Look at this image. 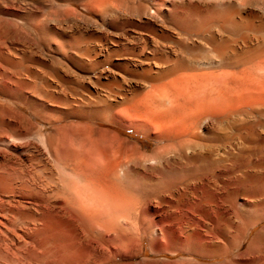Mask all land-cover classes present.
Instances as JSON below:
<instances>
[{
  "label": "rangeland",
  "instance_id": "374dc122",
  "mask_svg": "<svg viewBox=\"0 0 264 264\" xmlns=\"http://www.w3.org/2000/svg\"><path fill=\"white\" fill-rule=\"evenodd\" d=\"M48 1L47 5L45 0H0V18L11 19L18 25L30 23L31 27L36 17L52 29L45 30L42 38L37 32L21 29L0 42V166L4 165L0 175L15 176L12 189L0 186V264H61L68 256V253L58 254L43 262L36 260L38 250L34 244L41 238L37 233L40 224H32L27 215L43 212L54 200L52 195L46 196L49 188L44 185V172L38 169H51L56 185L68 179L75 186L80 181V186L85 184L84 180L56 171L63 165L70 168L72 164L103 173L114 164L139 168L141 161L155 158L154 154L162 153L166 147L158 138L160 131L145 120L144 114L139 117L133 112L126 113L121 104L113 103L117 95L135 86L136 80L124 68L114 67L112 62L142 66V55L154 44L152 29L169 33L173 30L167 16L173 6L171 1L165 4L154 0ZM72 36L80 39V48H88L89 55L83 58L84 67L69 59L75 56V46L65 38ZM112 49L121 54L107 60V53ZM127 50L130 52L122 54ZM3 57L37 72L35 88L16 84L17 73ZM28 79L33 78L28 76ZM103 101H112V106L107 108ZM86 102L91 104L86 105ZM14 134L22 138L11 139ZM7 139L12 141L2 142ZM253 159L261 160L262 164L251 171L243 183L235 185L233 199H225L218 184H213L208 191L190 186L181 193L163 194L156 199L141 195L136 224H129L127 217L122 220L131 230L126 233L135 232L126 250L120 251L119 243L108 242L100 246L103 254L93 252L91 264H264V157L259 154ZM67 168L64 169L69 172ZM94 189L100 195L108 191L103 185H96ZM37 192L45 194L46 198H39ZM107 195L110 196L109 191ZM103 197L106 200H97L96 205L101 216L109 207V203L106 204L109 198L106 194ZM239 203L254 204L255 214L262 219L256 225L243 224L234 213ZM228 219L233 220L236 227L221 225V220ZM112 236L110 232L108 237Z\"/></svg>",
  "mask_w": 264,
  "mask_h": 264
},
{
  "label": "bare ground",
  "instance_id": "6f19581e",
  "mask_svg": "<svg viewBox=\"0 0 264 264\" xmlns=\"http://www.w3.org/2000/svg\"><path fill=\"white\" fill-rule=\"evenodd\" d=\"M93 1L110 3L116 0ZM154 1L157 4L171 1L173 6L167 16L173 30L169 33L167 30L157 32L158 28L152 29L154 44L146 55H142L140 68L112 62L114 67L124 68L136 80L135 86L128 92L123 91L117 95L118 99H112L113 103L121 104L119 106L126 113L133 112L139 117L144 114L145 120L156 131H160L158 138L166 147L162 153L154 154L155 158L139 161V168L114 164L103 173L72 164L70 168L63 165L62 169L56 171L57 174L84 180L85 184L80 186L79 180L75 186L68 179L56 185L51 169H38L40 173L44 172V185L49 188L46 196L52 195L54 198L43 212L27 215L32 224H40L37 233L41 238L34 244L38 250L36 260L39 262L68 253L61 264H91L93 252L100 251L103 254L100 246L108 242L119 243L120 251L126 250L135 232L132 230L131 235L126 233L131 230L122 220L127 217L129 224H136L141 209V195L156 199L163 194L181 193L190 186L208 191L213 184H218L219 189L223 190V197L233 199L235 185L243 183L250 177L251 171L259 169L262 164L261 160L253 158L259 154L264 157V0ZM33 20L34 23L29 27L30 23L18 25L11 19L0 18V42L21 29L29 33L37 32L40 38L44 36L45 30L52 31L40 19L35 17ZM65 40L72 41L75 46V56L69 59L84 67L83 58L89 55L88 48H80V39L77 37ZM119 52L112 49L107 53V60L108 57L121 54ZM129 52L127 50L122 54ZM3 58L17 73L14 79L16 84L28 89L35 88V78H39L37 72L29 69V66ZM28 76L33 79H28ZM104 103L107 108L112 106V101ZM21 138L20 134H14L11 139ZM11 139L2 142L8 143ZM3 166L0 168L4 169ZM220 178L226 180L221 181ZM14 179V174L1 173L0 186L12 189ZM96 185H103L110 192L109 197L108 191L105 193L109 198L106 201L109 207H106L104 216H101L100 211L98 215L96 205L106 200L103 197L105 194L96 193ZM37 196L46 198L43 193L37 192ZM255 212L257 208L249 203H239L234 209L237 218L245 225L255 224L262 219ZM220 222L224 228L235 226L231 219ZM110 232L112 237H108ZM239 236L243 238V235ZM75 248L80 250L73 251Z\"/></svg>",
  "mask_w": 264,
  "mask_h": 264
}]
</instances>
